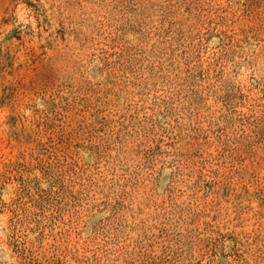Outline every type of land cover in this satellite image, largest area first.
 Here are the masks:
<instances>
[{
  "label": "rangeland",
  "instance_id": "obj_1",
  "mask_svg": "<svg viewBox=\"0 0 264 264\" xmlns=\"http://www.w3.org/2000/svg\"><path fill=\"white\" fill-rule=\"evenodd\" d=\"M0 264H264V0H0Z\"/></svg>",
  "mask_w": 264,
  "mask_h": 264
}]
</instances>
